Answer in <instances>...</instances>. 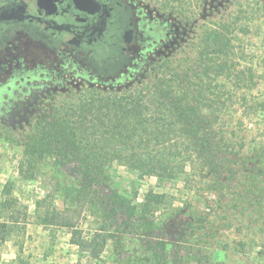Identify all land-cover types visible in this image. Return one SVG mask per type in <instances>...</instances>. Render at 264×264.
Wrapping results in <instances>:
<instances>
[{"label": "rangeland", "instance_id": "rangeland-1", "mask_svg": "<svg viewBox=\"0 0 264 264\" xmlns=\"http://www.w3.org/2000/svg\"><path fill=\"white\" fill-rule=\"evenodd\" d=\"M141 1L179 19L184 40L138 68L124 84L110 88L80 80L76 72L39 67L19 70L17 80L0 93V203L7 193L15 199L11 207H0V264H197L193 253L198 251L201 264H264V113L247 118L241 107H233L235 119L243 123L235 143L244 144L242 162L233 169H242V175L139 177L114 165L107 184L89 188L77 163L57 155L34 161L31 171L20 169L23 137L37 113H49L44 105L75 101L85 91L105 94L144 84L148 74L158 78L159 69L172 71L200 59L205 48H221L232 67H252L255 86L248 98L264 101V0ZM212 31H221L227 41L205 42ZM68 186H85L83 200L67 216H73L84 238L99 231L104 247L98 258L72 243L70 229L37 220L45 208L64 207ZM111 191L133 203L142 202L149 191L165 195V204L154 214V229H141L127 219L109 202ZM38 202L42 206L36 207Z\"/></svg>", "mask_w": 264, "mask_h": 264}, {"label": "trees", "instance_id": "trees-1", "mask_svg": "<svg viewBox=\"0 0 264 264\" xmlns=\"http://www.w3.org/2000/svg\"><path fill=\"white\" fill-rule=\"evenodd\" d=\"M207 33L205 42L223 45L226 40L221 31ZM213 55L217 57L212 58ZM223 56L221 48L209 52L205 48L200 59L189 64L182 62L172 71L165 68L163 74L159 69V77L150 79L148 74L149 80L144 84L105 94L85 91L75 101H58L56 106L53 100L44 105L42 110L49 113H37L31 122L32 130L23 137L20 169L26 166L31 171L34 161L57 155L77 163L89 188L107 184L114 165L139 177L242 175V169H233L242 162L240 152L244 145L235 143L236 129H241L243 123L241 118L235 119L233 107H241L242 114L251 118L264 113V101L248 98L247 93L255 86L256 71L252 67H232L226 62L227 55L224 59ZM248 175L245 173V177ZM84 188L66 187L64 207L45 208L37 214V220L44 226L70 229L72 243L98 258L104 247L99 231L84 238L82 231L76 229L73 216H67L83 200ZM164 198L163 194L149 191L142 202L133 203L111 191L109 202L141 229L151 231L156 221L154 214L165 204ZM13 202L15 199L7 193L0 207H11ZM40 205L36 203V207ZM200 253H193L197 264H201Z\"/></svg>", "mask_w": 264, "mask_h": 264}, {"label": "flooded vegetation", "instance_id": "flooded-vegetation-1", "mask_svg": "<svg viewBox=\"0 0 264 264\" xmlns=\"http://www.w3.org/2000/svg\"><path fill=\"white\" fill-rule=\"evenodd\" d=\"M181 27L141 0H0V93L39 67L114 88L182 42Z\"/></svg>", "mask_w": 264, "mask_h": 264}]
</instances>
